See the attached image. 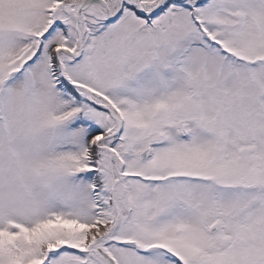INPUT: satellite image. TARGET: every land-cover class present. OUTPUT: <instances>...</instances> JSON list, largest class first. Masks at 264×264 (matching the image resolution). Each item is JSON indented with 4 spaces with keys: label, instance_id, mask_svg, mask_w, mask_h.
<instances>
[{
    "label": "snow or ice",
    "instance_id": "obj_1",
    "mask_svg": "<svg viewBox=\"0 0 264 264\" xmlns=\"http://www.w3.org/2000/svg\"><path fill=\"white\" fill-rule=\"evenodd\" d=\"M0 264H264V0H0Z\"/></svg>",
    "mask_w": 264,
    "mask_h": 264
}]
</instances>
